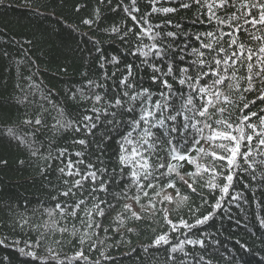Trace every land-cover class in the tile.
Segmentation results:
<instances>
[{"label": "trees", "instance_id": "obj_1", "mask_svg": "<svg viewBox=\"0 0 264 264\" xmlns=\"http://www.w3.org/2000/svg\"><path fill=\"white\" fill-rule=\"evenodd\" d=\"M185 2L192 4V0H0V160L8 162L0 166V241L4 242L0 245V264H53L50 255L69 264L81 249L88 264H264V156L253 152L255 173L250 169L244 172L225 194L221 189L228 168L224 162L213 163L211 156L201 154L198 163L209 171H201L196 178V192L173 175L176 189H165L159 195L158 188L149 190L155 204L150 208L149 197L142 196L139 204L121 198L124 191L129 197L137 191L129 169L124 167L121 172L123 166L119 164L124 142L121 133L127 132L126 125L112 130L111 125L101 124L95 136L75 132L72 127L85 114H91V102L86 97L113 95L116 80L126 75V65L133 66L135 83L149 85L151 70L142 63L144 58L134 53L148 52L154 44H172L179 50L187 43V56L195 59L192 52L199 44L195 37L203 38L218 26L202 14L205 10L200 6L181 7ZM169 7L176 11H153ZM84 20L92 23L85 24ZM141 29L148 32L141 34ZM169 31L177 34L175 40L165 38ZM245 43L256 44L248 39ZM113 57L119 64L112 63ZM113 72L115 76L110 75ZM244 72L241 68L238 75ZM98 83L105 87H95ZM244 95L256 98L255 93ZM232 98L238 105L231 109L235 119L248 110L239 107L236 95ZM36 118L47 126L37 130L25 123ZM9 129L25 144L9 136ZM109 133L112 139L98 149L95 141ZM192 134L196 135L195 131ZM204 134H208L207 129ZM78 139H86L87 146L75 143ZM200 146L208 147L203 141ZM167 153L166 148L152 151L149 163L153 170L158 163L169 162ZM69 162L72 169L67 167ZM192 170L193 166L182 163V174ZM68 171L83 175L96 172V185L103 181L108 191L92 192L90 180H82V190L73 189L74 197H64L61 192L74 180H81V176L67 175ZM184 179L190 180L186 175ZM165 182L162 177L161 183ZM169 194L175 202H162ZM184 196L187 200L182 201ZM80 199L85 204L76 218L63 216L55 208L57 203ZM97 204L104 216L95 214ZM125 204H130L141 219L126 211ZM205 217L204 223H198ZM60 227L67 231L61 234ZM161 236L166 242L156 245ZM37 241L38 247H30ZM28 252H35L39 259L33 260L25 254Z\"/></svg>", "mask_w": 264, "mask_h": 264}, {"label": "snow or ice", "instance_id": "obj_2", "mask_svg": "<svg viewBox=\"0 0 264 264\" xmlns=\"http://www.w3.org/2000/svg\"><path fill=\"white\" fill-rule=\"evenodd\" d=\"M192 5L203 8L205 11L202 14L209 21L214 20L218 26L217 31H208L203 38L195 37V40L199 42L197 49L192 52L195 59L188 58L187 43L179 50L172 44H154L148 52L134 53L143 57L142 63L147 64L151 70L149 85L145 87L135 83L133 66L126 65V75L122 74L116 80L113 95L107 97L95 93L93 96L86 97L85 99L91 102L89 106L91 114H85L82 121L72 126L75 132L83 131L86 136H95L101 124L111 125L112 130H118L121 124L126 125L127 132L121 133L124 142L120 145L119 164L123 166L121 172L124 167L129 169L131 184L137 191L130 197L128 192L124 191L121 198L132 199L137 204L140 203L142 196L149 197V190L152 188L159 189L156 195L165 189H176L173 175L178 177L191 192H196L193 186L196 178L201 171H209L198 163L201 154L211 156L213 163L224 162L228 168V174L224 177L226 184L221 189L225 194L229 193L232 182L240 179V175L244 172L250 169L253 174L255 173L253 152L264 156V108L260 107L264 104V87L256 86L264 85V0H192V4L185 2L181 7L190 8ZM153 11H163L167 14L175 12L176 9L154 8ZM83 23L90 25L92 21L84 20ZM247 26H251L255 31L249 30ZM146 32H148L147 29H141V34ZM176 35L169 31L165 34V38L175 40ZM245 39L255 41L256 44L249 46L245 43ZM112 63L119 64V60L113 57ZM100 67L103 68L104 65L101 64ZM241 68L245 72L238 75ZM110 75L116 74L113 72ZM105 78L108 76L106 75ZM242 83L245 85L243 89ZM177 84L178 87L174 86ZM89 85H92L91 81ZM95 87L104 88L105 85L98 83ZM244 93H255L256 98L249 99ZM154 94L155 99H153ZM233 95H236L240 102L239 107L248 110L235 119L231 109L237 108L238 105L233 100ZM72 99H76V96L73 95ZM256 108H260V111L257 112ZM214 116L215 119H213ZM25 123L35 126L37 130L47 126L41 118L28 120ZM206 129L207 135L204 134ZM193 131L196 135L192 134ZM133 133L136 135L134 136ZM7 134L17 139L19 143L25 144V141L16 136L11 129ZM111 139L110 133L107 136L101 135L95 141L97 148L102 150V145ZM253 140L256 141L255 145ZM201 141L208 147L200 146ZM216 141L228 143L217 144ZM75 143L87 146L88 141L78 139ZM164 148L168 150L169 162H160L153 170V165L149 163L152 151L159 152ZM215 149L221 151L218 152ZM192 152H196L197 155L193 156ZM32 155L35 156L36 152L33 151ZM60 155L62 156L63 153ZM76 155L79 156L81 153ZM157 158L159 159V156ZM171 161L181 163L174 164ZM184 162L193 166V170L182 174L180 168ZM7 163L6 160H0V166H6ZM261 164H264V161H261ZM67 167L72 169L74 166L69 162ZM88 167L91 168L93 165L89 164ZM134 167L139 168L140 171L137 172ZM64 171V168H60L61 173ZM67 175L81 176V180H74L67 190L62 191L61 195L64 197H74L76 192L73 189L82 190V180H90L92 192L108 191L103 181L96 185V172L83 175L79 171H68ZM185 175L190 180H185ZM162 177L165 183H161ZM252 178L254 179L255 176L253 175ZM67 183L65 181V184ZM212 187L215 188L216 185ZM183 200H187V196L182 197ZM162 202L173 203L175 200L169 194L163 196ZM84 204L85 201L80 199L72 203H57L55 208L63 216L76 218L78 211H82L81 205ZM124 207L135 219H141L139 213L132 211L130 204H125ZM147 207L155 208L151 197ZM96 209V215L104 216L105 213L99 204L96 205ZM48 215L52 216L53 213L49 211ZM207 219L205 217L198 223L202 224ZM24 223L27 221L25 220ZM95 226L100 227L99 224ZM89 227L92 225L89 224ZM59 231L63 234L67 229L60 227ZM162 241L166 242L164 236L156 241V245ZM3 243L0 241V245ZM80 243L83 244L84 240L81 239ZM197 243L203 246L202 241ZM38 246L39 241L35 245H30V247ZM21 252L24 253V250L21 249ZM25 254L31 256L33 260L39 259L35 252ZM49 259L53 264H65L63 260L58 259L57 255H50ZM71 261L88 264V257L81 249L71 257ZM44 264H48V261H44Z\"/></svg>", "mask_w": 264, "mask_h": 264}]
</instances>
